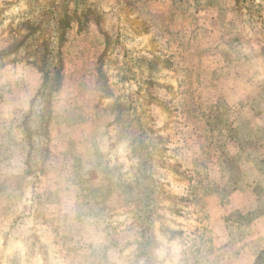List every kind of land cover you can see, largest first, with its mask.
<instances>
[{
	"label": "rangeland",
	"instance_id": "obj_1",
	"mask_svg": "<svg viewBox=\"0 0 264 264\" xmlns=\"http://www.w3.org/2000/svg\"><path fill=\"white\" fill-rule=\"evenodd\" d=\"M0 264H264V0H0Z\"/></svg>",
	"mask_w": 264,
	"mask_h": 264
}]
</instances>
